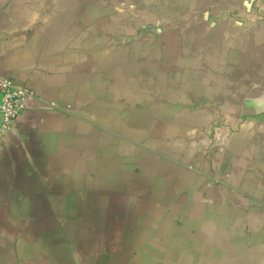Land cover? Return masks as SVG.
<instances>
[{"label": "crops", "instance_id": "crops-1", "mask_svg": "<svg viewBox=\"0 0 264 264\" xmlns=\"http://www.w3.org/2000/svg\"><path fill=\"white\" fill-rule=\"evenodd\" d=\"M0 77V264H264V0H0Z\"/></svg>", "mask_w": 264, "mask_h": 264}, {"label": "built area", "instance_id": "built-area-1", "mask_svg": "<svg viewBox=\"0 0 264 264\" xmlns=\"http://www.w3.org/2000/svg\"><path fill=\"white\" fill-rule=\"evenodd\" d=\"M35 97L31 89L18 85L12 78L0 77V131L13 126L20 114L28 108V102Z\"/></svg>", "mask_w": 264, "mask_h": 264}]
</instances>
